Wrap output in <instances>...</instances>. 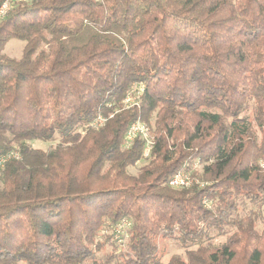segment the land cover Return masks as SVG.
<instances>
[{"label":"trees","instance_id":"trees-1","mask_svg":"<svg viewBox=\"0 0 264 264\" xmlns=\"http://www.w3.org/2000/svg\"><path fill=\"white\" fill-rule=\"evenodd\" d=\"M262 162L264 0H27L0 20V264H264Z\"/></svg>","mask_w":264,"mask_h":264},{"label":"rangeland","instance_id":"rangeland-1","mask_svg":"<svg viewBox=\"0 0 264 264\" xmlns=\"http://www.w3.org/2000/svg\"><path fill=\"white\" fill-rule=\"evenodd\" d=\"M23 46H24L23 41L11 39L5 44L4 53H5V55H7L10 58H19L22 54ZM135 97H137L135 92L129 93L130 99L132 98V100H134ZM153 120L154 119H152V121ZM29 144L31 147L36 148V149H41L43 151L48 150L49 147L52 145V143L43 142L40 140H32ZM143 161H140L135 166L128 168V172L132 175L136 174L138 168L141 165H143ZM261 165L264 167L263 162L261 163ZM254 210H256V208L247 203V205L241 211L240 215L248 214ZM258 211H259L260 215L264 218V205ZM122 222H123V220H122ZM122 222L118 224V226H119V227L117 226L118 229L116 226L113 227V226L109 225L100 234V236L104 235V236L100 237V239L102 241L103 240L105 241L104 242L105 243L104 249H102L101 252L98 253V257H100L101 260L102 259L104 260L103 255H107V254L112 253L113 246H115L116 244L117 245H122V244L124 245L126 243L125 238L123 239L121 237V235H124V232L127 231L128 225L120 227ZM257 228L259 230L262 228L261 221L258 222ZM226 237H227V235L217 237V238L213 239V241H211V243L216 244V245L220 244V243L225 241ZM159 246L163 251V255L161 256V260L163 263H167L172 256H178L183 260L185 259L187 249L178 247L177 245H175V243L173 241L162 240L159 242ZM197 247H198L197 244L191 245L188 247V249L194 250V249H197Z\"/></svg>","mask_w":264,"mask_h":264},{"label":"built area","instance_id":"built-area-1","mask_svg":"<svg viewBox=\"0 0 264 264\" xmlns=\"http://www.w3.org/2000/svg\"><path fill=\"white\" fill-rule=\"evenodd\" d=\"M20 1H27V0H2L0 2V20L4 19V17L8 14L10 9ZM135 88L136 87H134L131 92H135L136 95H138L140 91L139 90L137 91ZM133 102L134 100H132V98L130 99L129 95L124 100L125 104H131ZM106 119H107L106 117L99 115L93 120L92 126L96 128L100 127L105 123ZM149 131L150 130L145 123L137 120L130 124L125 136L126 145H130V143H132L138 137L143 139L144 144L142 147L143 148L142 160L144 161L151 157V152H152L153 141ZM192 182L193 179L188 173L180 172L173 175V177L169 180V185L175 188H185V187H189L192 184ZM195 182L198 183L197 180H195ZM199 185L201 186L202 184L199 183ZM127 225L129 226L130 223L127 220H123L120 227Z\"/></svg>","mask_w":264,"mask_h":264}]
</instances>
